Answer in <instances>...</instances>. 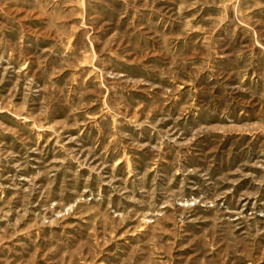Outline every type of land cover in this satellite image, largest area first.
<instances>
[{"label": "rangeland", "instance_id": "374dc122", "mask_svg": "<svg viewBox=\"0 0 264 264\" xmlns=\"http://www.w3.org/2000/svg\"><path fill=\"white\" fill-rule=\"evenodd\" d=\"M0 264H264V0H0Z\"/></svg>", "mask_w": 264, "mask_h": 264}]
</instances>
